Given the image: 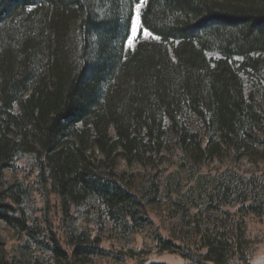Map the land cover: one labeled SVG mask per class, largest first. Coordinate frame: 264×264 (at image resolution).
I'll list each match as a JSON object with an SVG mask.
<instances>
[{"label": "trees", "instance_id": "16d2710c", "mask_svg": "<svg viewBox=\"0 0 264 264\" xmlns=\"http://www.w3.org/2000/svg\"><path fill=\"white\" fill-rule=\"evenodd\" d=\"M138 2L0 0V171L29 155L63 215L84 207L89 219L140 234L150 231L153 200L120 175L121 160L148 166L170 148L196 163L224 152L264 159V97L246 94L243 80L264 77V0H147L141 28L159 39L125 51ZM252 185L251 194L225 186V202L240 197L241 217L194 216L178 240L196 250L157 230L155 249L192 264H250L245 216H264V184ZM23 193L0 188V223L49 251L55 262L45 264L111 255L88 225L41 239ZM22 254L9 259L1 248L0 264H32Z\"/></svg>", "mask_w": 264, "mask_h": 264}, {"label": "rangeland", "instance_id": "374dc122", "mask_svg": "<svg viewBox=\"0 0 264 264\" xmlns=\"http://www.w3.org/2000/svg\"><path fill=\"white\" fill-rule=\"evenodd\" d=\"M146 1L141 3L139 0L134 4L131 25L124 43L125 51L135 49L139 39H156L155 35L148 30L147 33L144 32L141 27L135 35L133 34L132 21L139 15L141 25V13ZM108 5H103V11H108ZM137 5H140L139 14H136ZM263 78L261 76L251 82L243 77L245 93L253 91L258 102L264 97ZM15 112H18V107L15 108ZM117 171L120 175L125 174L126 180H132L135 186L142 188L146 185L147 190H144L146 202L153 200L147 208V214L152 221L150 231L133 233L97 215L92 217V221V218L87 217L84 207L77 211L73 209L70 215H63L58 210L55 199L49 196L47 183L37 176L33 159L29 155L18 156L10 169L0 171V188L17 185L24 190L22 207L27 221L37 230L42 229L40 238L43 240H50L51 230L60 238H64L66 230L80 231L86 225L91 226L102 237V245L111 252V255L92 256L86 264H192L180 255L157 251L153 239L149 236L150 233L157 230L165 237L173 236L175 242L186 250H196L190 241L189 245H186L178 240L194 216L201 214L205 217L208 212L224 216L223 212L228 211L239 218L243 215L240 197L233 192L228 203L225 202V186L233 184L235 191L240 192L243 184L242 190L251 194L254 190L252 185L254 181L264 184V159H259L256 163L248 158L240 159L228 152H224L221 158L196 163L189 161L177 149L170 148L148 166H142L137 162L129 164L121 160ZM251 201L259 203L261 197H253ZM245 217L247 233L252 241L250 264H264V216L248 214ZM1 248L9 259L21 257L25 252L32 260V264H38L34 262L37 260L39 264L55 262L49 251L34 242L31 243L28 237L4 223H0ZM127 251L133 252L134 258L117 257V253Z\"/></svg>", "mask_w": 264, "mask_h": 264}, {"label": "snow or ice", "instance_id": "6c2138e0", "mask_svg": "<svg viewBox=\"0 0 264 264\" xmlns=\"http://www.w3.org/2000/svg\"><path fill=\"white\" fill-rule=\"evenodd\" d=\"M145 0H141V3H144ZM139 9H140V5H137V13L139 14ZM141 25H140V21H139V15H137V18L135 20L132 21V29H133V34L135 35L137 33V31L140 29ZM144 32L147 33V29H143ZM149 35H151L150 33H148ZM156 39H159V37H156Z\"/></svg>", "mask_w": 264, "mask_h": 264}, {"label": "bare ground", "instance_id": "6f19581e", "mask_svg": "<svg viewBox=\"0 0 264 264\" xmlns=\"http://www.w3.org/2000/svg\"><path fill=\"white\" fill-rule=\"evenodd\" d=\"M136 14H138L137 11H136ZM134 20H135V19H134Z\"/></svg>", "mask_w": 264, "mask_h": 264}]
</instances>
